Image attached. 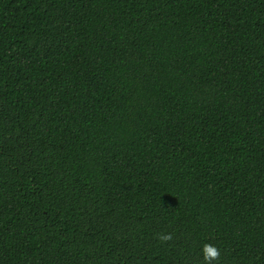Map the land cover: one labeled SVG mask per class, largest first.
Instances as JSON below:
<instances>
[{
	"label": "trees",
	"instance_id": "trees-1",
	"mask_svg": "<svg viewBox=\"0 0 264 264\" xmlns=\"http://www.w3.org/2000/svg\"><path fill=\"white\" fill-rule=\"evenodd\" d=\"M205 243L264 264V0H0V264Z\"/></svg>",
	"mask_w": 264,
	"mask_h": 264
},
{
	"label": "clouds",
	"instance_id": "clouds-1",
	"mask_svg": "<svg viewBox=\"0 0 264 264\" xmlns=\"http://www.w3.org/2000/svg\"><path fill=\"white\" fill-rule=\"evenodd\" d=\"M162 243H167L172 240L171 233H160L156 237ZM202 255L205 264H212L213 261L220 260V250L213 244L205 243L202 247Z\"/></svg>",
	"mask_w": 264,
	"mask_h": 264
}]
</instances>
